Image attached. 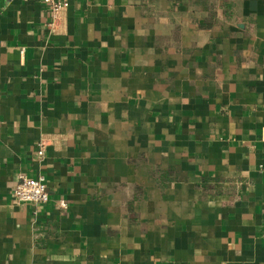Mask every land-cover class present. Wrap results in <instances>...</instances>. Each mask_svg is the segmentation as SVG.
<instances>
[{"label": "crops", "instance_id": "1", "mask_svg": "<svg viewBox=\"0 0 264 264\" xmlns=\"http://www.w3.org/2000/svg\"><path fill=\"white\" fill-rule=\"evenodd\" d=\"M263 165L264 0H0V264H264Z\"/></svg>", "mask_w": 264, "mask_h": 264}, {"label": "built area", "instance_id": "2", "mask_svg": "<svg viewBox=\"0 0 264 264\" xmlns=\"http://www.w3.org/2000/svg\"><path fill=\"white\" fill-rule=\"evenodd\" d=\"M25 2H38L46 6L52 18H56L67 7L69 0H23ZM41 155V151L36 152ZM264 172V165L261 166ZM12 198L18 203L45 204L48 201V194L42 177L28 178L21 176L12 190ZM58 207L64 208L63 202H58Z\"/></svg>", "mask_w": 264, "mask_h": 264}]
</instances>
